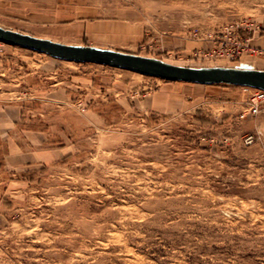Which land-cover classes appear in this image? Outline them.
<instances>
[{"label":"rangeland","instance_id":"374dc122","mask_svg":"<svg viewBox=\"0 0 264 264\" xmlns=\"http://www.w3.org/2000/svg\"><path fill=\"white\" fill-rule=\"evenodd\" d=\"M0 27L181 66L264 62V0H0ZM256 92L0 40V264H264Z\"/></svg>","mask_w":264,"mask_h":264},{"label":"water","instance_id":"95a60500","mask_svg":"<svg viewBox=\"0 0 264 264\" xmlns=\"http://www.w3.org/2000/svg\"><path fill=\"white\" fill-rule=\"evenodd\" d=\"M0 40L46 52L54 57L97 62L167 80L199 84H231L264 89V70L246 66H186L120 50L63 44L0 27Z\"/></svg>","mask_w":264,"mask_h":264},{"label":"crops","instance_id":"0c3cea01","mask_svg":"<svg viewBox=\"0 0 264 264\" xmlns=\"http://www.w3.org/2000/svg\"><path fill=\"white\" fill-rule=\"evenodd\" d=\"M254 44L256 45V46H258V47H263L264 48V36H261V38H259V39H256L255 40V42H254ZM237 66V65H236ZM238 66H246V67H251V68H255V69H262V70H264V62H261V64H259V65H256V64H254V63H251V62H241V63H239V65ZM237 66V67H238ZM207 85V84H206ZM213 85V84H212ZM248 87H250V86H248ZM254 88V87H253ZM4 112L3 113H1L0 114V143H2V144H4ZM6 139V138H5ZM13 144H10L9 143V148L10 149H12L13 148V146H12ZM11 153H13V152H10V154ZM13 155H15L14 157H13ZM4 156V155H3ZM10 156V158L11 159H17L18 158V155L16 156V154H12V156L11 155H9ZM8 156V157H9ZM4 167V166H3Z\"/></svg>","mask_w":264,"mask_h":264},{"label":"built area","instance_id":"2783aa9c","mask_svg":"<svg viewBox=\"0 0 264 264\" xmlns=\"http://www.w3.org/2000/svg\"><path fill=\"white\" fill-rule=\"evenodd\" d=\"M248 39L249 38H247V40ZM242 43L243 42H241V44ZM241 52L242 50L240 49V45H238L237 47L234 48L232 52H227V54L232 53L233 55L231 57H234L237 54L239 55ZM223 55L224 56L226 55L225 51L221 53V56ZM263 103H264V89H258V92H256V94L251 99L252 110L254 112H258L261 109Z\"/></svg>","mask_w":264,"mask_h":264}]
</instances>
